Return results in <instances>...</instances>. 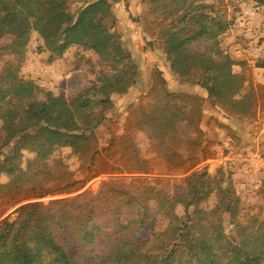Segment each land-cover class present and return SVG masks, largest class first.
Instances as JSON below:
<instances>
[{"label": "trees", "instance_id": "16d2710c", "mask_svg": "<svg viewBox=\"0 0 264 264\" xmlns=\"http://www.w3.org/2000/svg\"><path fill=\"white\" fill-rule=\"evenodd\" d=\"M72 1L0 0V40L10 38L9 44L0 46V55L1 51L9 50L19 56L30 33L35 32L42 40L40 49L50 54V62L60 58L69 47H81L98 56L104 67L95 82L62 105L39 100L35 84L19 78L14 65L4 69L0 75L3 132L0 150L11 148L7 154H0V176L11 175L20 168L23 152L33 154L34 159L27 162L23 182L0 183V204L5 200L16 204L30 197L70 193L76 183L47 188L40 172L31 170V163L46 158L55 145L76 148L83 144L113 109V96L126 94L136 82L138 68L114 27L113 4L119 0H82L83 6L76 13L68 10ZM252 1L264 6V0ZM171 2L176 14H181L161 31L163 54L170 72L182 82L203 89L210 105L219 103L235 115L254 119L256 93L251 90L240 96L244 76L233 72V67L242 63L235 62L220 48V37L233 24L225 5ZM201 40L205 43L204 51L192 50L191 45ZM256 67L264 69V60ZM157 73L164 83L161 73ZM179 101H185L186 106ZM202 104L199 97L166 92L158 103L140 106V125L156 131L161 139L175 137L183 121L193 128L197 137L186 141L193 150L187 151L186 158L175 152L179 167L188 164L186 172L199 163L197 151L203 160L209 156L202 148L203 133L199 129ZM113 146L111 140L106 149L95 152L90 164ZM127 150L112 168L113 172H140L126 157ZM134 182L109 188L107 197L98 204H87L88 195L84 193L47 206L41 203L19 206L13 219L7 216L0 222V264L263 263L264 221L237 224L235 234L228 236L221 221L209 220L214 211L198 209L213 191L219 193L217 207L229 203H225L227 191L219 186L214 188V178L205 172H195L184 179L185 195L171 197L164 207V226L152 233L146 243H136L133 236L148 225V204L154 189L146 186L145 181ZM78 201L80 205H75ZM102 201L107 209L113 205V210L101 211L98 205ZM179 204L184 205L183 217L174 212ZM189 208H193L191 213ZM121 210L131 211V218L122 216ZM100 240L105 242L101 256L95 254Z\"/></svg>", "mask_w": 264, "mask_h": 264}, {"label": "rangeland", "instance_id": "374dc122", "mask_svg": "<svg viewBox=\"0 0 264 264\" xmlns=\"http://www.w3.org/2000/svg\"><path fill=\"white\" fill-rule=\"evenodd\" d=\"M219 2L225 5L229 18L233 17L231 28L220 37V48L235 62L242 63L234 66L233 72L244 76L240 96L255 91L256 117L243 118L231 113L222 104L210 105L203 89L182 82L170 72L163 54L161 31L181 14H176L171 0H119L113 4L114 27L138 68L135 84L126 94L113 96V109L96 128L94 135L83 144L76 148L55 145L46 158L31 163V170L40 172L47 188L76 183L73 190L70 193L30 197L16 204L5 200L0 204V222L7 216L13 219L15 209L26 203L47 206L50 202L75 199L86 193L87 204H98L107 197L109 188L139 180L154 189L148 204V225L132 238L141 245L164 226L163 210L167 200L185 195L184 179L195 172H205L214 178V188L219 186L227 191L224 197L225 203L229 202L228 206L217 207L219 193L213 191L206 201L199 204L198 209L214 211L209 220L221 221L228 236L235 234L237 224L264 221V69L256 67L264 60V6L252 0H187V5L217 7L220 6ZM83 3L82 0L70 2L69 12L76 13ZM9 43V37L0 40V46ZM41 46L42 40L31 32L19 56L9 50L1 51L0 75L8 65H14L19 78L35 84L37 96L43 102L66 103L95 82L99 72L104 69L98 56L81 47H69L60 58L50 62V54L41 50ZM191 49L204 51V41L192 44ZM157 72L161 73L164 83L159 80ZM166 92L196 96L203 100L199 129L203 133L202 148L209 156L203 160L200 151H197L196 156L200 157V161L188 172L185 171L188 164L182 168L175 162V152L186 158L187 151L193 150L186 145L188 139L197 137L193 128L183 121L178 125L175 137L165 136L161 139L156 131L140 125V106L158 103ZM179 103L186 106L185 101ZM2 138L0 124V146ZM111 140L114 146L106 154L96 157L91 165V156L106 149ZM9 148L1 149L0 154H7ZM125 150L128 151L125 152L126 157L140 172L112 171ZM33 159V154L23 152L20 168L11 175H1L0 183L23 182L27 162ZM98 207L101 211L113 210V205L107 209L104 201ZM183 210L184 205L179 204L174 212L183 217ZM188 210L191 213L193 208ZM130 212L121 210L125 218ZM104 252L105 242L100 240L96 243L95 254L101 256Z\"/></svg>", "mask_w": 264, "mask_h": 264}]
</instances>
